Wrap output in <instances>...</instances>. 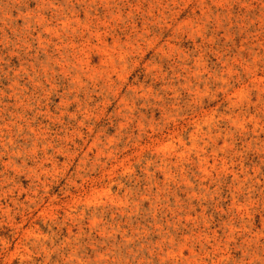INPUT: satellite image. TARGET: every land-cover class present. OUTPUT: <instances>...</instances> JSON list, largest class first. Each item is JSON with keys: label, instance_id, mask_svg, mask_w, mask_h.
<instances>
[{"label": "rangeland", "instance_id": "rangeland-1", "mask_svg": "<svg viewBox=\"0 0 264 264\" xmlns=\"http://www.w3.org/2000/svg\"><path fill=\"white\" fill-rule=\"evenodd\" d=\"M0 264H264V0H0Z\"/></svg>", "mask_w": 264, "mask_h": 264}]
</instances>
